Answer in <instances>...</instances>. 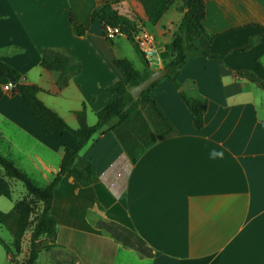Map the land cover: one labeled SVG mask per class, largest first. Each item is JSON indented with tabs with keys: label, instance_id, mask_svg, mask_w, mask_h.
<instances>
[{
	"label": "crops",
	"instance_id": "crops-1",
	"mask_svg": "<svg viewBox=\"0 0 264 264\" xmlns=\"http://www.w3.org/2000/svg\"><path fill=\"white\" fill-rule=\"evenodd\" d=\"M104 1L134 21L138 14V30L149 34L156 52L162 48L172 30L163 24L168 11L150 25L136 0H0V60L36 84L38 99L70 127L82 105L92 124L94 112L116 96L106 90L122 77L115 58L142 69L141 61L135 67L123 55L124 35L105 38L99 21L90 19ZM202 1V25L221 62L193 55L177 74L183 92L202 104V126L192 127L177 89L162 76L150 97L169 133L131 161L105 126L94 132L78 151L94 168L90 183L80 186L64 173L53 189L55 244L40 249L48 264H264V90L240 73L250 70L264 82V0ZM71 21L82 34L72 32ZM249 39L248 48L233 50ZM43 47L79 62L63 87L55 85L54 71L38 64ZM64 145H73L67 131L46 132L20 96H0V154L32 180L30 168L38 186L57 170ZM213 150L222 157L212 158ZM96 218L135 231L152 254L122 246L94 226Z\"/></svg>",
	"mask_w": 264,
	"mask_h": 264
},
{
	"label": "trees",
	"instance_id": "trees-1",
	"mask_svg": "<svg viewBox=\"0 0 264 264\" xmlns=\"http://www.w3.org/2000/svg\"><path fill=\"white\" fill-rule=\"evenodd\" d=\"M141 7L144 20L150 25L157 24L162 15L173 9L179 12L167 41L157 52L162 68H166L167 77L177 89L179 99L187 109L189 121L195 129L202 126V104L198 98L189 96L180 88L177 74L182 64L193 55H202L221 62L222 53L211 51L212 33L204 28V4L202 0H136ZM90 19H97L101 32L105 25L117 26L124 36L131 42L142 69L132 66L125 57L113 60L122 72V77L110 81L106 90L115 92L116 96L94 112L95 121L87 124L83 105L75 110L76 126L70 127L54 110L44 105L37 97L39 87L22 79L20 73L8 63L0 60V96L2 94H16L20 96L30 115L48 133L67 131L73 138L72 146H62L57 170L47 183L42 186L34 184L27 175L14 166L11 161L0 154V195L10 198V179L22 182L25 194L15 199L7 211H0V224L4 225L11 234V247L2 242L4 250L11 264H36V257L40 249H46L55 244V219L49 211L52 192L64 173H69L80 186L90 183L94 168L88 158L79 156V149L90 136L105 126L102 131H111L126 155L134 161L159 136L169 133L171 126L150 97V91L158 79L151 82L147 88L136 97H132L128 88L146 77L152 70L148 66L146 54L140 50L133 38L138 27L130 16L118 12L113 1H104L94 6L89 12ZM71 23L72 32L76 35L83 33L84 28ZM254 39L233 48L242 50L248 48ZM38 64L55 72L54 82L60 88L68 78L77 73L80 64L72 56L61 49L43 47ZM240 71V70H239ZM240 73L251 82L264 90V82L250 70ZM11 78L13 83H9ZM9 83L8 89L2 85ZM94 226L101 228L122 246L131 248L140 256H150L151 248L133 230L112 220L96 218ZM29 230L26 253L22 259L16 256L21 249V240L26 230ZM42 239L41 242L39 240ZM53 264H70L55 260Z\"/></svg>",
	"mask_w": 264,
	"mask_h": 264
},
{
	"label": "rangeland",
	"instance_id": "rangeland-1",
	"mask_svg": "<svg viewBox=\"0 0 264 264\" xmlns=\"http://www.w3.org/2000/svg\"><path fill=\"white\" fill-rule=\"evenodd\" d=\"M133 17H135L137 22L141 21V18L138 17V14L136 16L134 15ZM178 17H179V12L174 11L173 9L168 10L167 15L164 17L163 24L168 26L169 31L171 30V28H173ZM168 35H169V32L166 33V36ZM121 41L123 42L122 44L123 46L122 49L124 50L123 55H125L126 57H129L135 67H139L140 60L136 52L134 51V49L131 47L129 41L126 39H121ZM153 46H155V42L153 43ZM160 67H161V64H160ZM16 154L18 155V157H20L19 152H16ZM25 167L26 169H28V171H30L29 173H31L32 175L31 181L32 182L35 181L33 183L36 185H41V182H39V180L37 179V175L35 173H32L30 168H28L27 166ZM23 194H25V189H24V186L22 185V182L17 179H10V198L0 195V211L9 210L10 207L12 206L13 201L21 197ZM28 235H29V230L27 229L23 234L22 241H21V249H20V252L16 256L17 259H22L25 256V253H26L25 249L27 246ZM0 239L2 242H4L5 244L11 247V240H12L11 234L9 230L2 224H0ZM1 241H0V264H11ZM47 256H48V253H45V251L40 250L38 253L37 259H36V264H48V262H46L48 260Z\"/></svg>",
	"mask_w": 264,
	"mask_h": 264
},
{
	"label": "water",
	"instance_id": "water-1",
	"mask_svg": "<svg viewBox=\"0 0 264 264\" xmlns=\"http://www.w3.org/2000/svg\"><path fill=\"white\" fill-rule=\"evenodd\" d=\"M146 54L148 66L152 70L148 73L146 77H144L139 82L128 88V92L132 97L138 96L140 92L147 88L151 82L159 79L160 77L166 74L167 69L159 66V58L157 52L155 50L150 49L146 51ZM8 82L13 83V80L9 78Z\"/></svg>",
	"mask_w": 264,
	"mask_h": 264
},
{
	"label": "built area",
	"instance_id": "built-area-1",
	"mask_svg": "<svg viewBox=\"0 0 264 264\" xmlns=\"http://www.w3.org/2000/svg\"><path fill=\"white\" fill-rule=\"evenodd\" d=\"M103 36L105 38H113L115 36L124 35L122 31L119 30L117 26L105 25L103 29ZM134 40L140 50H142L145 54L147 50H154L153 46L151 45V38L147 32L144 30H137L133 35ZM147 56V54H146ZM3 89L9 88V83H5L2 85Z\"/></svg>",
	"mask_w": 264,
	"mask_h": 264
},
{
	"label": "clouds",
	"instance_id": "clouds-1",
	"mask_svg": "<svg viewBox=\"0 0 264 264\" xmlns=\"http://www.w3.org/2000/svg\"><path fill=\"white\" fill-rule=\"evenodd\" d=\"M212 158H216V157H222L223 153L222 152H217L215 150H213V152L210 154Z\"/></svg>",
	"mask_w": 264,
	"mask_h": 264
}]
</instances>
